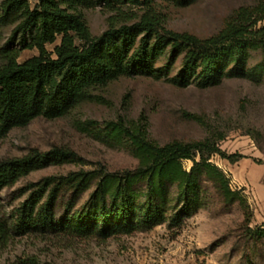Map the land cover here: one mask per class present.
<instances>
[{
	"label": "trees",
	"instance_id": "1",
	"mask_svg": "<svg viewBox=\"0 0 264 264\" xmlns=\"http://www.w3.org/2000/svg\"><path fill=\"white\" fill-rule=\"evenodd\" d=\"M119 11L131 5L142 10L133 25L118 26L112 20L100 36H93L84 18L72 12L90 6L91 0H3L0 25L17 24L20 41L0 47V141L13 129L36 118H63L85 101H101L92 90L120 77L165 78L178 87L219 85L226 78H254L249 69L250 49L263 60L256 67L264 75V0L240 7L215 35L200 38L188 32L168 30L158 6L188 7L198 0H99ZM59 44L49 51L48 44ZM36 49L38 54L20 63V54ZM169 49L168 62L157 67ZM181 58V70L171 71ZM261 77V76H260ZM86 122L84 129L93 127ZM106 136L126 140L137 159L135 170L109 172L79 170L65 176L47 177L31 184L29 195L10 219L0 216V251L13 236L65 235L106 240L116 235L148 231L169 222L179 226L204 205L203 179L211 182L225 199L244 202L242 189L203 154L204 150L235 163L241 154H227L207 141H172L160 145L148 132L144 116L139 121L120 119L106 123ZM75 154L54 149L34 151L24 157L0 161V192L30 173L49 165L76 161ZM193 162L187 170L182 161ZM90 191L88 201L75 209L78 199ZM71 192L64 214L58 217V201ZM264 239V228L250 230ZM13 264H41L33 256L19 257Z\"/></svg>",
	"mask_w": 264,
	"mask_h": 264
},
{
	"label": "rangeland",
	"instance_id": "2",
	"mask_svg": "<svg viewBox=\"0 0 264 264\" xmlns=\"http://www.w3.org/2000/svg\"><path fill=\"white\" fill-rule=\"evenodd\" d=\"M91 2L88 7L78 6L71 11L84 18L93 36L105 32L112 20H117L118 26L133 25L142 14L140 8L131 5L116 11L99 0ZM29 3L34 8L38 0ZM255 3L256 0H198L188 7L161 4L158 10L168 30L208 38L217 34L240 7ZM263 25L264 22L259 23ZM16 28L17 24L0 25V47L12 41L18 44L21 36ZM59 42L58 36L54 44L47 45L48 50L53 51ZM37 54L36 49L23 50L18 61L22 63ZM250 55L249 69L254 78H226L210 87H178L165 78L120 77L92 90L101 101H85L63 118H36L26 127L13 129L0 141V161L54 149L69 151L77 159L46 166L4 188L0 192V216L10 219L29 195L25 190L47 177L79 170H135L138 161L127 141H112L106 136V123L120 119L139 121L144 116L150 138L160 145L175 140L207 141L227 154L255 156V161H263L264 75L256 67L263 56L253 49ZM168 59L169 49L157 67L164 66ZM180 70L181 58L175 62L170 76H176ZM88 121L94 125L86 130ZM200 154L222 169L224 159L219 155L204 150L197 153V159ZM182 163L187 170L193 165L191 160ZM202 183L206 190L203 207L179 226L166 222L148 231L106 240L54 234L13 236L0 251V264H13L24 256L36 257L41 264H264V239L250 233L264 228V220L255 215L243 190L240 196L244 202L229 201L211 182L203 179ZM89 195L90 191L83 194L75 209L82 208ZM72 199L71 192H62L58 217Z\"/></svg>",
	"mask_w": 264,
	"mask_h": 264
},
{
	"label": "crops",
	"instance_id": "3",
	"mask_svg": "<svg viewBox=\"0 0 264 264\" xmlns=\"http://www.w3.org/2000/svg\"><path fill=\"white\" fill-rule=\"evenodd\" d=\"M252 157L231 163L221 160L223 171L231 178L234 188L242 189L255 215L264 220V159L257 162Z\"/></svg>",
	"mask_w": 264,
	"mask_h": 264
}]
</instances>
